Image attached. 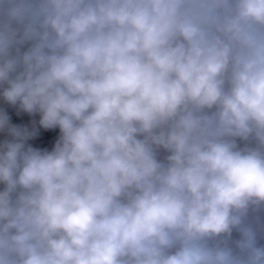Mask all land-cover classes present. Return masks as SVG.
Returning a JSON list of instances; mask_svg holds the SVG:
<instances>
[{"label": "clouds", "instance_id": "1", "mask_svg": "<svg viewBox=\"0 0 264 264\" xmlns=\"http://www.w3.org/2000/svg\"><path fill=\"white\" fill-rule=\"evenodd\" d=\"M0 264H264V0H0Z\"/></svg>", "mask_w": 264, "mask_h": 264}, {"label": "crops", "instance_id": "2", "mask_svg": "<svg viewBox=\"0 0 264 264\" xmlns=\"http://www.w3.org/2000/svg\"><path fill=\"white\" fill-rule=\"evenodd\" d=\"M0 107H5L7 109L8 114L10 115L12 122L15 124L25 125V126H28L29 128H31L32 122L33 121L37 122L36 128L38 130V135L34 140L30 141V143L35 141L37 138L43 136L44 134L54 131V130H44V129L40 128L39 124H38V120H39L38 116L30 117L26 113H20L19 115H17V112L15 109L4 105L2 101H0ZM2 138H3V136L0 135V139H2Z\"/></svg>", "mask_w": 264, "mask_h": 264}, {"label": "trees", "instance_id": "3", "mask_svg": "<svg viewBox=\"0 0 264 264\" xmlns=\"http://www.w3.org/2000/svg\"><path fill=\"white\" fill-rule=\"evenodd\" d=\"M57 135H58V129L52 132H48L47 134L37 138L35 141L31 142V144L34 147L51 149L52 145L55 143V139Z\"/></svg>", "mask_w": 264, "mask_h": 264}, {"label": "built area", "instance_id": "4", "mask_svg": "<svg viewBox=\"0 0 264 264\" xmlns=\"http://www.w3.org/2000/svg\"><path fill=\"white\" fill-rule=\"evenodd\" d=\"M47 134V133H46ZM45 135V134H44Z\"/></svg>", "mask_w": 264, "mask_h": 264}]
</instances>
